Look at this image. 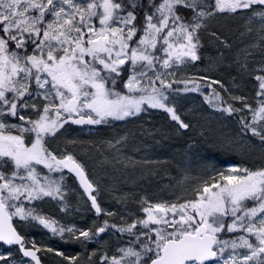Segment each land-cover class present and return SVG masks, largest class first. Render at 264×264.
<instances>
[{
	"label": "snow or ice",
	"instance_id": "snow-or-ice-1",
	"mask_svg": "<svg viewBox=\"0 0 264 264\" xmlns=\"http://www.w3.org/2000/svg\"><path fill=\"white\" fill-rule=\"evenodd\" d=\"M216 15H243L249 33L259 25L253 46L264 54V0H0V242L17 245L24 257L41 264L40 249L26 248L12 225L18 217L77 240L109 227L126 233L127 244L100 256V264H264V167H230L204 180L193 199L148 204L142 208L145 218L121 227L105 221L95 233L57 227L27 206L45 197L63 200L61 182L43 169H67L101 213L82 164L47 146L69 122L101 125L163 109L179 127H189L166 102L169 90H199L193 79H176V71L201 59L199 32ZM253 71L260 73L254 76L255 107L233 97L242 108L228 105L222 111L247 109L241 132H250L264 149V62ZM39 97L43 103L35 102ZM205 100L220 108L222 97L213 90ZM26 110L35 118L26 117ZM9 118L23 123L10 124ZM10 255H0V261L15 264ZM65 259L76 264L75 258Z\"/></svg>",
	"mask_w": 264,
	"mask_h": 264
},
{
	"label": "rangeland",
	"instance_id": "rangeland-1",
	"mask_svg": "<svg viewBox=\"0 0 264 264\" xmlns=\"http://www.w3.org/2000/svg\"><path fill=\"white\" fill-rule=\"evenodd\" d=\"M206 25L199 32L201 59L181 65L176 71V79H193L199 84V90L178 93L169 90L166 102L189 125L187 129L179 127L165 110L147 109L137 116L120 121L109 120L101 125L69 122L55 137L48 139L47 146L54 154H71L82 164L94 186L93 194L102 207L103 216L95 215L75 173L67 169L63 173H48L47 169H43L50 178L61 182L63 200L45 197L28 207L34 206L40 215L55 221L57 227H71L77 234L79 230L95 233L98 227L104 226L105 221L108 225L121 227L145 218L142 208L148 204L183 203L193 199L194 190L204 180L219 172H226L230 167L253 170L264 167V149L260 148L258 138L251 137L250 132H241V118L250 115L247 109L231 115L222 111L228 105L242 108L241 101L233 97H244L247 103L255 107L257 82L254 76L260 73L253 69H259L264 62L261 49L253 46L259 42V25H253V31L249 33L243 15H216L207 18ZM219 28H224L226 37ZM213 33L215 36L211 35ZM245 64L246 69L240 67ZM212 81L220 83L214 84ZM183 87V84L173 85L174 89ZM213 90L222 97L220 108L215 106L217 102L210 104L205 100V96L213 95ZM35 102L40 104L44 101L39 97ZM24 115L35 118L32 110H26ZM7 122L23 123L14 118H9ZM164 144H170L182 159L172 170L163 168V160L156 159L154 155L158 152L144 148H161ZM13 222L25 237V245H35L36 249H40L45 264H69L65 257L75 258L76 264H100V256L114 254L129 239L126 233L121 234L111 227L90 240L84 237L77 240L68 232L54 234L38 221H21L13 217ZM57 252L63 255H57ZM8 253H11L9 260L15 264H32L20 255L16 247L0 244V255ZM0 264H4V261H0Z\"/></svg>",
	"mask_w": 264,
	"mask_h": 264
},
{
	"label": "trees",
	"instance_id": "trees-1",
	"mask_svg": "<svg viewBox=\"0 0 264 264\" xmlns=\"http://www.w3.org/2000/svg\"><path fill=\"white\" fill-rule=\"evenodd\" d=\"M226 27V26H225ZM220 30H221V32H222V35H223V37H226V33L224 32V28H219ZM218 30V29H217ZM227 38H229L228 36H227ZM230 39V38H229ZM120 87L122 88L123 86L122 85H120ZM170 146V147H169ZM145 149H152V150H154V153H157L158 152V154H154L157 158L156 159H159V160H163L162 161V163H161V165H163V166H165V167H163L164 169H168V168H170L171 167V169H173L172 168V166H174V165H177V164H179V163H181L182 162V159H181V157H180V153L179 152H175V150H173L172 149V146L170 145V144H164L163 145V147H161V148H157V147H151V148H149V147H147V146H145L144 147ZM164 148H165V150H164ZM170 148V149H169ZM183 149H184V147H183ZM158 150V151H157ZM156 151V152H155ZM163 152V151H166L167 153H164V154H160V152ZM177 151H179V150H177ZM158 155L160 156V157H158ZM169 155H170V157H169ZM165 159V160H164ZM167 161V162H166ZM177 163V164H176ZM170 165V167H169V165ZM103 216V215H102ZM101 216V217H102ZM13 247H16V246H13ZM17 248V247H16Z\"/></svg>",
	"mask_w": 264,
	"mask_h": 264
},
{
	"label": "water",
	"instance_id": "water-1",
	"mask_svg": "<svg viewBox=\"0 0 264 264\" xmlns=\"http://www.w3.org/2000/svg\"><path fill=\"white\" fill-rule=\"evenodd\" d=\"M77 177V176H76ZM77 179H78V181H79V183H80V180H79V178L77 177ZM88 179V178H87ZM89 180V179H88ZM89 182H90V180H89ZM80 186L82 187V189L84 190V188H83V186L81 185V183H80ZM86 193V195L88 196V193L87 192H85ZM93 194V193H92ZM89 197V196H88ZM91 201V200H90ZM98 203V202H97ZM99 205V204H98ZM94 209V208H93ZM94 211H95V209H94ZM95 214L97 215V216H100L101 214H102V211H101V213H96V211H95ZM12 225H13V227H15V224H14V222H13V220H12ZM16 228V227H15ZM16 231L24 238V236L17 230V228H16ZM99 234H102V233H99ZM0 243H2L3 244V242H0ZM4 245H6V244H4ZM6 246H9V245H6ZM11 246H13V245H11ZM14 246H17V245H14ZM25 247L26 248H28V249H30V250H35L36 248H33V247H29V246H26L25 245ZM21 253V255L23 256V254H22V252H20ZM37 256L39 257V259H40V261H41V264H44V262L42 261V259H41V256H40V253H39V251L37 252ZM24 257V256H23ZM24 258H26V259H28V260H30L31 261V258L30 257H24ZM32 262V264H34V262L33 261H31Z\"/></svg>",
	"mask_w": 264,
	"mask_h": 264
},
{
	"label": "bare ground",
	"instance_id": "bare-ground-1",
	"mask_svg": "<svg viewBox=\"0 0 264 264\" xmlns=\"http://www.w3.org/2000/svg\"><path fill=\"white\" fill-rule=\"evenodd\" d=\"M211 30V29H210ZM213 32V31H212ZM222 33V32H221ZM212 35V34H211ZM217 39H218V36H217ZM220 39V38H219ZM224 40V39H223ZM224 43V42H223ZM257 43V42H256ZM253 44H254V42H253ZM246 45V44H245ZM227 46V45H226ZM247 46H249V44H247ZM228 47H230V46H228ZM242 48H243V46H242ZM254 49V48H253ZM239 50V49H238ZM255 50V49H254ZM250 51V50H249ZM248 51V52H249ZM235 52V51H234ZM245 52V51H244ZM237 53H240V52H237ZM252 53H254V52H252ZM247 54V53H246ZM245 54V55H246ZM236 56V55H235ZM239 56V55H238ZM247 56V55H246ZM241 57V56H240ZM245 57V56H244ZM243 57V58H244ZM227 64V63H226ZM236 70V69H235ZM240 71V70H239ZM235 72V71H234ZM233 73V72H232ZM236 74V73H235ZM231 79V78H230ZM233 79V78H232ZM238 82V81H237ZM251 82V81H250ZM232 83V82H231ZM241 84H242V82H241ZM249 85V84H248ZM245 96V95H244ZM133 126V125H132ZM163 128V127H162ZM189 143V142H188ZM170 147V146H169ZM170 149V148H169ZM164 150H165V148H164ZM158 151V150H157ZM83 153V152H82ZM185 153V152H184ZM163 154V153H162ZM157 156V155H156ZM203 156V155H202ZM124 157V156H123ZM122 157V158H123ZM154 157V156H153ZM158 157H160L159 155H158ZM169 157H170V155H169ZM124 159V158H123ZM131 159V158H130ZM137 159H138V157H137ZM125 160V159H124ZM129 160V159H128ZM135 160V159H134ZM141 160V159H140ZM149 160V159H148ZM165 160V159H164ZM156 161V160H155ZM128 162V161H127ZM132 162H134V161H132ZM167 162V161H166ZM193 162V161H192ZM105 163V162H104ZM124 163V162H123ZM146 163H148V161L146 162ZM156 163V162H155ZM121 164V163H120ZM125 164H127V163H125ZM169 165V164H168ZM132 166V165H131ZM169 167H170V165H169ZM201 167V166H200ZM171 168V167H170ZM172 168H173V166H172ZM172 170V169H171ZM169 171V170H168ZM168 173V172H167ZM172 173V172H171ZM168 174H170V173H168ZM126 175V174H125ZM146 175V174H145ZM166 175V174H165ZM146 177V176H145ZM128 178V177H127ZM127 181V180H126ZM136 181V180H135ZM142 182V181H141ZM178 184V183H177ZM180 184V183H179ZM132 185H133V183H132ZM174 185V184H173ZM148 187V186H147ZM151 188V187H150ZM137 192V191H136ZM138 193V192H137ZM77 199V198H76ZM76 201H78V200H76ZM85 202V201H84ZM82 203V202H81ZM75 204V203H74ZM77 205H78V203H77ZM75 206V205H74ZM102 208V207H101ZM87 218V217H86ZM85 222V221H84ZM88 225V224H87ZM93 226H94V224H93ZM90 228H92V227H90ZM93 229V228H92ZM36 236H38V235H36Z\"/></svg>",
	"mask_w": 264,
	"mask_h": 264
}]
</instances>
